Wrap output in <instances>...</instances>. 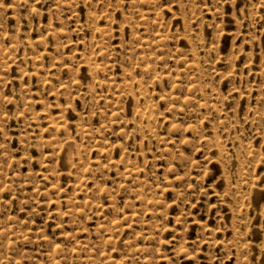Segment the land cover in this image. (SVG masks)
<instances>
[{
  "label": "rangeland",
  "instance_id": "374dc122",
  "mask_svg": "<svg viewBox=\"0 0 264 264\" xmlns=\"http://www.w3.org/2000/svg\"><path fill=\"white\" fill-rule=\"evenodd\" d=\"M0 264H264V0H0Z\"/></svg>",
  "mask_w": 264,
  "mask_h": 264
}]
</instances>
